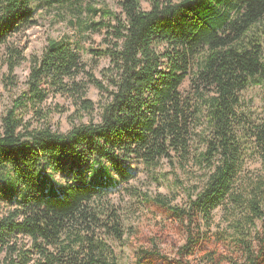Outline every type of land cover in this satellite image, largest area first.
Segmentation results:
<instances>
[{
    "label": "trees",
    "instance_id": "1",
    "mask_svg": "<svg viewBox=\"0 0 264 264\" xmlns=\"http://www.w3.org/2000/svg\"><path fill=\"white\" fill-rule=\"evenodd\" d=\"M83 4L99 19L86 30L104 36L92 61L108 66L97 79L64 40L29 62L0 131V264H120L114 244L126 232L109 198L137 178L138 164L167 165L190 182H179L183 208L153 200L182 228L173 264L201 254L203 264H264V94L259 111L243 96L264 89V44L254 36L264 0H150L149 11L119 0L121 15L106 0H0L10 74L26 61L12 37L37 24V10ZM57 97L74 108L68 132L50 124ZM102 180L114 186L93 185ZM218 212L225 220L215 227ZM152 249L139 264H172Z\"/></svg>",
    "mask_w": 264,
    "mask_h": 264
},
{
    "label": "rangeland",
    "instance_id": "2",
    "mask_svg": "<svg viewBox=\"0 0 264 264\" xmlns=\"http://www.w3.org/2000/svg\"><path fill=\"white\" fill-rule=\"evenodd\" d=\"M106 4L113 13L122 14L119 0H106ZM141 7L143 10L149 11L151 9L150 0H141ZM35 18L36 25L29 30L17 32L12 37V42L26 58V61L18 66L13 74H10L9 67L5 63L4 53L0 52V131L2 118L11 107L12 98L19 95V92L25 87L30 71L29 62L33 58H40L51 40H64L74 48L77 47L87 69H92L93 74L99 80L102 70L108 66V61L104 59H95L98 62L97 66L94 64L95 60L92 61L93 55L90 51L101 49L104 36L102 33L93 34L86 30L90 22L96 23L99 19L89 16L85 4L52 9L42 8L36 11ZM254 33L255 38L264 44V20L258 24ZM182 92L186 96L189 95V80L183 85ZM263 94L264 89L262 88H250L243 96L253 101L254 109L259 111L262 108ZM87 98L98 103L99 91L90 86ZM47 106L53 112L50 120L52 129L68 132L73 125L71 122L74 121L70 119L74 115V108L70 101L57 97L55 100H49ZM88 122L89 118L83 117L79 121L75 120L74 124ZM134 168L137 170V178L128 184L120 185L116 193L111 194L109 198L110 205L118 211L126 232L124 241L120 245L114 244L117 258L120 264H139L138 259L142 253H151L153 246H157L162 255L172 260L173 264L177 260L176 254L179 248L185 243L182 228L164 209L153 205V200L159 196L165 197L173 205L183 208L186 198L180 189L179 182L186 185L190 182L180 171L171 172L167 165L156 171H149L142 164H138ZM259 168L257 163L248 164L250 173H256ZM197 174L201 173L197 172ZM93 185L110 186V188L114 186L111 181L106 180L93 182ZM219 213L215 218V227L225 220ZM209 249L215 250L213 246H210ZM216 250L217 258L222 261L229 258V249L221 245ZM201 257L202 254L192 255L186 258L183 264H203Z\"/></svg>",
    "mask_w": 264,
    "mask_h": 264
}]
</instances>
